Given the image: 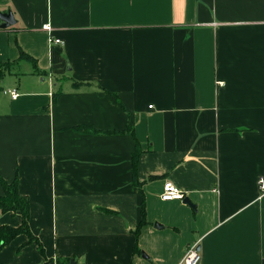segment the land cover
<instances>
[{
  "label": "crops",
  "instance_id": "0c3cea01",
  "mask_svg": "<svg viewBox=\"0 0 264 264\" xmlns=\"http://www.w3.org/2000/svg\"><path fill=\"white\" fill-rule=\"evenodd\" d=\"M8 10L0 176L17 179L33 239L0 264H180L193 244L198 264H264V0ZM167 180L183 199H161Z\"/></svg>",
  "mask_w": 264,
  "mask_h": 264
},
{
  "label": "trees",
  "instance_id": "16d2710c",
  "mask_svg": "<svg viewBox=\"0 0 264 264\" xmlns=\"http://www.w3.org/2000/svg\"><path fill=\"white\" fill-rule=\"evenodd\" d=\"M20 57L26 58L28 55L21 52ZM9 64L10 63H0V79ZM0 185L2 186L4 192L3 195H0V213L18 212L21 218V223L17 227L0 225V248L20 233L27 234L30 242L33 237L28 227L29 204L27 199L18 192L17 179L15 178L11 182H7L0 176ZM142 213L144 214L143 211Z\"/></svg>",
  "mask_w": 264,
  "mask_h": 264
},
{
  "label": "built area",
  "instance_id": "2783aa9c",
  "mask_svg": "<svg viewBox=\"0 0 264 264\" xmlns=\"http://www.w3.org/2000/svg\"><path fill=\"white\" fill-rule=\"evenodd\" d=\"M43 29L46 31L51 30V26L49 24L43 25ZM52 40V39H51ZM55 43L59 42V39L53 40ZM4 93H9L12 98H16L18 96L16 91L4 90ZM184 198V194L182 190L176 186L171 181L167 180L163 184V191L161 193V199L165 201L169 200H181ZM200 260V254L196 247V244L189 246L185 252V255L180 262V264H198Z\"/></svg>",
  "mask_w": 264,
  "mask_h": 264
},
{
  "label": "water",
  "instance_id": "95a60500",
  "mask_svg": "<svg viewBox=\"0 0 264 264\" xmlns=\"http://www.w3.org/2000/svg\"><path fill=\"white\" fill-rule=\"evenodd\" d=\"M0 20L2 21L0 27L5 28L9 25H11L14 21L13 14L10 10L6 12H0ZM71 264H75L73 260H70Z\"/></svg>",
  "mask_w": 264,
  "mask_h": 264
}]
</instances>
